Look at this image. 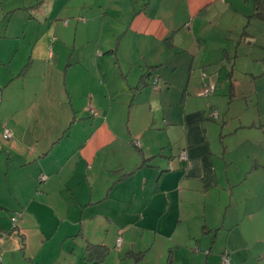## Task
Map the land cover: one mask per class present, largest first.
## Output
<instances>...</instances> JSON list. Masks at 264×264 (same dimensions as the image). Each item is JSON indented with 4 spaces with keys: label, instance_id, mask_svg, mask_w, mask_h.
<instances>
[{
    "label": "crops",
    "instance_id": "crops-1",
    "mask_svg": "<svg viewBox=\"0 0 264 264\" xmlns=\"http://www.w3.org/2000/svg\"><path fill=\"white\" fill-rule=\"evenodd\" d=\"M251 1L238 38L214 22L236 15V0H22L7 11L0 134L12 137L0 135V264H115L106 261L115 247L135 264H221L224 251L232 264H264L261 150L242 156L259 141L239 136L258 125L224 109L209 72L231 60L222 39L238 48L252 34L264 49ZM18 12L20 31L9 26ZM117 52L126 72L110 58Z\"/></svg>",
    "mask_w": 264,
    "mask_h": 264
},
{
    "label": "rangeland",
    "instance_id": "rangeland-1",
    "mask_svg": "<svg viewBox=\"0 0 264 264\" xmlns=\"http://www.w3.org/2000/svg\"><path fill=\"white\" fill-rule=\"evenodd\" d=\"M0 1H1V4H0V32H2L5 29V24L9 22L5 18V16H7V11L9 9L17 7L18 5H21L20 3L22 0H0ZM75 2H77V0H75ZM235 4H236L235 6L238 9L236 15L234 14L233 11L228 12L226 14L223 12V14L220 15L217 18V20H214V22L217 21V22H220L221 24H224L223 21L226 20L228 22L227 26L230 25L232 27L231 29L233 30L232 31L233 37L238 38L237 34L243 31L242 29L243 25L247 22V17H243V15L251 14L253 5H252L251 0H248V2L245 0H242L241 2L236 0ZM1 5H4V6L2 7ZM21 17H22L21 12L15 13L10 19L9 26H11V28H13L16 31L18 30L20 31L19 25L23 21ZM254 22L255 21L251 19L249 28H252V26L254 25ZM246 24H247L246 26H248V23ZM224 25H222V27ZM235 25H238V26L235 27ZM246 33H249V31H246ZM254 39H255V36H253L252 34H250L249 36L247 35L242 40V42H240L239 45L237 44L238 48L233 38H231V40L222 39L225 48L228 51H230L231 60H228L226 58L222 66L214 68V69H210L209 72L213 73L212 77L217 82L216 91H215L214 96L221 99V101H223L224 109L226 108V110L228 111L229 110L228 107H231L230 109L232 110H240L245 120L252 121L249 119H255L256 121L255 124L258 125V129L256 130L261 131L262 128H264V57H262V59H259L260 58L259 56L262 55V53H264V49L256 48L253 45L251 46L250 41L254 42ZM235 46H236V50L238 49L236 58H234ZM255 57L257 60L255 59ZM110 58L112 62H114V65L116 66L117 70H121V71L125 70V72L127 71V67H125L124 61L120 59L118 52L116 55L112 54ZM125 72H123L124 75H125ZM111 73H112L111 70H107V74H111ZM149 88H151V90H154L153 87L150 85H149ZM10 89L9 91H11ZM37 90L38 91L45 90V88H42L41 82H39L36 88V91ZM50 90L54 91L53 87H50ZM4 103H5V100H4ZM238 115L236 119H238ZM1 117H4V116H1ZM219 123H222V119L219 121ZM0 125H1L0 129H1L2 127L1 121H0ZM259 125H262V126L260 127ZM252 128L253 127H250L247 129L252 130ZM256 130L251 131L253 133H247V135L249 136H244L242 135L243 133H239V136L241 137L243 136V138L245 139L251 138L254 141H259L257 142L255 147L252 145L246 147L245 145V148H241V153H242V156H247L250 154L251 155L256 154L257 156V152L261 150L258 152L261 169L256 170V168H254L255 171H260V170H264V140H261L262 138L261 134L260 132ZM232 137L237 138L235 136H232ZM247 160L248 159H246L245 162L243 163H246ZM252 183L253 181L251 179L244 186L249 187L250 185H252ZM174 246L176 247L175 244L172 245L171 247L173 248L172 249L173 252L176 253L177 248H175ZM180 248L182 249V251L179 252V254L183 255L182 253L183 247H180ZM116 251L117 249L115 247V250H114L115 256H114L113 250H111L110 256L106 260L107 262L114 261L115 264H135L130 259L129 260L128 259H118L117 255L115 254ZM195 252L198 253V251H195ZM165 254H166V251H165ZM60 260H61L60 261L61 263H58V264L63 263V259H60ZM69 260L70 259H64V261H69ZM18 261H19V264H27V263H23L20 259H18ZM142 264H158V260L155 258H153L152 260L148 259L147 261H145V263L142 262ZM175 264H183V261L177 258L175 261Z\"/></svg>",
    "mask_w": 264,
    "mask_h": 264
},
{
    "label": "built area",
    "instance_id": "built-area-1",
    "mask_svg": "<svg viewBox=\"0 0 264 264\" xmlns=\"http://www.w3.org/2000/svg\"><path fill=\"white\" fill-rule=\"evenodd\" d=\"M80 19H83V18H80ZM157 81L158 79H154L152 84L153 86L156 88L157 87ZM214 91V85L211 84V83H205L204 84V88L202 90V94H205V95H209L211 94L212 92ZM218 115V112L215 108L213 107H210L208 108V117L209 118H212V119H215ZM2 137L3 139L5 140H9L11 137H12V132L9 128H4L3 129V133H2ZM135 145H138V142H134ZM179 159L180 160H186L187 159V153L186 151H182L180 154H179ZM46 176L43 175L42 176V179H45ZM12 221L15 223L17 221V218L16 217H13L12 218ZM121 243V236H118L117 239H116V245L119 246ZM195 251H198V248L195 249ZM207 253V251H206ZM221 264H232L231 261H230V258H229V254L228 252L224 251L222 254H221Z\"/></svg>",
    "mask_w": 264,
    "mask_h": 264
},
{
    "label": "trees",
    "instance_id": "trees-1",
    "mask_svg": "<svg viewBox=\"0 0 264 264\" xmlns=\"http://www.w3.org/2000/svg\"><path fill=\"white\" fill-rule=\"evenodd\" d=\"M255 2V7H256V12L255 15L260 18V20L264 21V0H254ZM95 247H89L87 250V259L89 260H94L95 261ZM100 249V248H99Z\"/></svg>",
    "mask_w": 264,
    "mask_h": 264
}]
</instances>
